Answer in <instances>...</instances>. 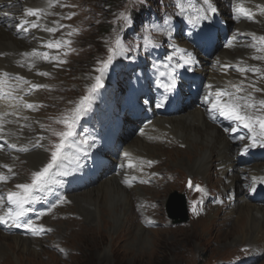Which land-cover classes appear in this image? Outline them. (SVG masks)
I'll list each match as a JSON object with an SVG mask.
<instances>
[{"label":"rangeland","instance_id":"374dc122","mask_svg":"<svg viewBox=\"0 0 264 264\" xmlns=\"http://www.w3.org/2000/svg\"><path fill=\"white\" fill-rule=\"evenodd\" d=\"M74 2L75 0L54 2L57 7L54 17L63 27L53 34V40H65L71 43L59 51L61 55L59 59L53 55L54 62L50 70L45 71L49 75L42 76L45 80L42 85L45 87L39 88L37 92L39 95L37 103L41 105L34 111L40 116L38 129L43 133L38 132L37 129L33 133L39 136L45 135L43 140L46 142L40 141V143L44 142L42 168L50 161L52 139L59 141L54 133L66 130L64 124L57 121L75 115L74 110L80 106L86 96L90 95L89 89L95 83V78L101 75L97 69L102 68V62L107 61L110 55L109 48H116L117 39L120 40L121 49L124 46L121 30L134 29L129 19L141 23L145 32L147 25L143 18L146 13L142 15L145 9L147 13L150 8L158 11L159 13L153 12L154 20L156 18L161 22L160 12H171L173 9L167 4L169 2L170 5L171 0H76L78 5ZM70 14H74L71 19L62 18ZM137 30H140L139 26ZM69 32L72 35L69 36ZM120 54L121 51L113 60L120 61ZM60 60L66 62L59 63ZM263 62L264 60L256 61L261 73H252L250 82L252 84L254 81L255 88L262 90H264V77L261 75L264 74ZM104 79L108 82L103 74L102 80ZM260 92L251 91L257 100L264 99V91ZM137 138L138 135L132 136L126 144L135 145ZM39 139L41 140L40 137ZM144 141L148 142L147 139ZM179 152L172 151L175 161L169 160L168 166L162 164L155 172H144L145 175L148 174V179L140 186L139 191L147 198V202L142 205L137 204V211L134 209L129 213L126 211L117 226L115 225L117 221L113 220L110 212L108 214L100 212L95 219L90 215L96 212L95 206L87 202L71 200V205L67 209L62 208L55 213V216L46 220L55 230L52 238L31 239L32 245L30 250L26 249L27 251H24V247H15L10 249L12 253L5 245L0 252V264H238L249 259H253L250 264H264V230L258 233V241L252 244L248 240L237 241L240 237L236 233L237 229L234 228L236 218L241 214L238 210L241 206L264 207L247 200L245 189L242 190L240 187V180L237 181V187L233 192L226 189L234 196L231 201L224 192L227 182L220 175L218 167L214 172L210 171L209 177L204 174L179 173V170L176 171L174 168L181 166L185 168L183 170H187L190 165L187 162L193 157L191 154H183L184 158H188L186 160L178 155ZM189 152L192 153L191 149ZM179 158L182 159L180 162L177 160ZM176 161L180 165H173ZM16 163H20L21 166V169H17L19 182H29L36 169L31 167L24 157L21 159L17 157ZM255 166L258 167L257 165L253 167ZM167 167L177 172L178 176L175 178L176 186H169L170 188L164 192L163 203L161 198H153V193L157 191L155 187L157 179L164 178L163 174ZM224 177H228V170ZM235 178L240 176L230 177L228 183L230 184ZM189 181L193 185L191 188ZM99 184L101 183L98 182L92 187H97V190ZM197 185L203 189L202 192L196 191ZM92 187L87 188L86 191ZM136 188L138 189L137 186ZM182 193L187 198L189 219L183 223H176V219L170 217L168 211L174 210L182 214V207H179L181 197L176 196ZM237 194L239 195L235 196ZM205 208L210 209V216L203 221L192 223L193 216L201 214ZM135 211L136 213H133ZM115 212H118V209ZM148 218L158 221L156 228L146 224ZM2 234L5 236L4 233ZM9 237L15 238L11 235ZM8 243L13 248V242L8 240L6 244ZM53 246L59 247L64 253L53 251ZM6 256L10 257L7 263L6 260L3 262Z\"/></svg>","mask_w":264,"mask_h":264},{"label":"bare ground","instance_id":"6f19581e","mask_svg":"<svg viewBox=\"0 0 264 264\" xmlns=\"http://www.w3.org/2000/svg\"><path fill=\"white\" fill-rule=\"evenodd\" d=\"M10 1H19L18 5L13 6V8H11V14L15 19L18 20L17 23L22 19H28L31 21L38 22L40 27L31 30L32 33L31 35H29V37L19 39L17 38L18 33H16V31H14V29L10 27L12 24L7 22V20L11 18H8L4 23H0V72H8L12 76H22L28 81H30L32 84L42 85L44 84L45 80L42 76L38 75V73L49 71L51 66L50 62L45 61L42 58H36L35 61H33L32 58H25L22 57L20 54L24 52H31L32 50L43 52L42 49H44V47L42 44H44L52 36L51 33H48L43 29L46 27H55V24L53 23L54 21H56L54 15L57 11V7L56 5H54L55 0H53L52 6H49L48 0ZM249 1L264 4V0ZM0 2H5V0H1ZM74 4H77L76 0ZM27 8H41L44 11L41 14L39 20L37 21L36 17L23 16V13ZM260 25L261 26H257V29L256 26L253 27L250 24L247 25V27L253 29L256 34H263L262 31H264V21L261 22ZM247 27L244 28L248 29ZM236 29H239V27L237 26ZM220 53L223 57L226 58H231L233 55V52L227 50L221 51ZM18 61H23L25 66L20 67L17 63ZM33 63L35 64V67H33L30 71L28 65ZM238 77L239 76L235 77L233 73H228L227 75L224 74L223 76L218 77V80H222V84L225 86L227 84L224 83V78H226L231 85L239 84L241 83V81L244 82L241 77ZM247 82L249 83L250 80L248 79ZM12 83H15V81H12ZM243 84L246 91L245 93H247L248 91H253L252 88L247 87V85L249 84ZM22 87L25 89V91H27L29 85H23ZM38 96L39 95L37 91H31L30 94L24 96V99L26 102L31 103L35 106V103L39 101ZM4 111H13L12 108L8 107V102L6 100L0 101V112ZM23 117H27V119L25 120L23 119ZM39 117L40 116L36 114L35 111H29L26 108H21L18 111L17 116L10 115L5 118L6 121L14 122L4 124V136L10 139L12 142L19 143L25 147L33 146L37 142L40 143L41 140L39 139L38 135H35L33 133L35 129H37L38 132H41L38 129ZM146 130V133L152 138L145 137L146 135L138 136L139 139H136L135 145H127L125 147L131 154H134L139 159V161L142 159L143 161L148 160L153 162L151 169L148 168L147 170V167H143L140 169V171L152 173L153 171H157V169H159L160 165L162 164L168 166L169 160L175 161V159H173L174 155H172V151H180L178 155L182 156V158L185 157L183 156V154L193 155V157L187 162L188 164L190 163L189 168L187 170H183L185 168H182L181 166L177 165H180V163L178 162L182 160L181 158L177 159L178 162H173V165H177L178 167H180H175L174 169L176 171L179 170L178 172L183 175L204 174L205 176H208L210 171L214 172V170H216V167H218V169L220 170V175L224 176L228 168L232 167L235 169V167L237 166L233 160L235 145L231 144L229 139L216 126L212 125L207 121L205 114L200 108H191L185 111L183 114L174 117L157 118L147 127ZM33 136L37 138L33 139ZM144 139H147L148 142H145ZM33 141L34 143L30 145L29 143ZM43 147L44 142L41 143L40 148H37L34 151L21 156H23L24 159L27 160V163L31 167L37 169L39 168V166H42L41 156L43 153ZM189 149H191L192 153L189 152ZM184 159L188 160V158ZM3 162L10 165L11 167L13 165H16V163L12 164V161H10V156L6 155L5 153L0 154V165ZM172 168L170 169V167H167L163 174L164 178H161L159 180L157 179V183L155 186L157 187V191H154L155 193H153V198L157 199L159 197L161 198L160 200L163 201V203L165 201L163 199L165 198L164 192L168 188H170L169 186H176L175 178L178 176V173L174 172ZM256 168L260 169V167L255 166L252 168V170L246 171L244 173H251ZM0 172L6 173V170L0 168ZM257 178H264V171L259 172ZM101 180L98 181L101 184H99L100 187H98L99 189L97 190V187H92L91 189H89L90 191H86V188L85 190L80 191V194H78L79 192H75L69 195V199L71 200H79L80 203L87 202L95 206L96 212L90 214L93 215L95 219L100 212L104 214H108L110 212L112 217L114 218L113 220L117 221V223L115 224L117 226L118 222L122 219L123 216H125L126 211L129 213L131 209L136 210V208L138 207L137 204L142 205L147 202V198L143 197L144 195H142V193L139 191L140 187H138V189L136 187H133L132 189L124 187L122 185L123 179L121 178V176L118 177L115 174H110L106 176L105 179H103L102 181ZM238 180H241V177L237 179L235 178V180L232 181L230 184H225L226 189H228L230 192H233L237 187L236 183ZM17 183H19L18 180L12 179V181L8 185L9 190L16 191L17 189L15 188V185ZM143 188L144 187H141V189ZM83 191L86 192L83 193ZM117 209L118 212H115V210ZM238 210L239 212H241V214L237 216L236 222L234 223V228L237 229L236 233H238L240 237V239L238 238L239 240L237 241L244 242L248 240L250 243L255 244V242L258 241V233L262 229L264 230V208L257 206L250 207L246 205L241 206ZM136 211L133 213H136ZM209 213L210 209L205 208L201 214L193 216L192 223L207 219V217L211 214ZM107 224L109 223L107 222ZM134 224L135 223H133V225ZM2 233L3 232L0 233V252H2V249H4L5 245L9 247V250L14 249L15 247H24V251L26 249L30 250V247L32 245L31 239L27 240L19 236L11 238L9 237L10 235L4 233V236ZM8 240H11L13 242V248H11L9 243L6 244ZM11 252L13 253V251ZM7 257L8 256L5 257L3 262H5V260L6 263L9 262L10 257Z\"/></svg>","mask_w":264,"mask_h":264},{"label":"snow or ice","instance_id":"6c2138e0","mask_svg":"<svg viewBox=\"0 0 264 264\" xmlns=\"http://www.w3.org/2000/svg\"><path fill=\"white\" fill-rule=\"evenodd\" d=\"M49 6H52L53 0H48ZM203 3L207 5L205 9L206 12L210 11L215 13L216 8L213 7L210 0H203ZM176 7L179 9L180 14L183 15L185 12V8L183 4L177 0ZM43 9L41 8H27L23 16L24 17H36L37 21L39 20L41 14L43 13ZM235 12L243 14L244 17L247 19H251L254 15L250 10L243 7V5H239L234 9ZM261 13L264 14V7L260 9ZM72 15L70 14L67 18L71 19ZM0 16H8V13H0ZM239 19V17H237ZM55 27H46L43 30L54 34L57 32L62 25L59 24L58 21L53 22ZM189 23H192V20H189ZM26 25H30L31 29L39 28L40 25L36 21H31L28 19H22V22L17 25L19 30H23L24 32L30 31L29 27ZM68 35H72L71 32ZM236 39V37H233ZM252 43L251 47L255 49L258 53H264V36L256 37L255 34L252 35ZM71 41H48L44 47L48 49H59L64 45L70 44ZM226 47H232V41H229L226 44ZM110 55L108 56L107 61L102 62V68L97 69L98 72L101 73L100 76L95 78V83L89 89V96H86L84 100L81 101L80 106H78L74 111L75 115L70 117H65L63 120L57 121V123H63L65 127V131L60 133H54L59 138V143H55L51 150V158L50 161L40 170L34 171L31 176L30 183H17L15 185L16 191H8L6 195L7 207L6 211H3L0 214V224L6 225L10 228L16 229H25L30 232L33 236H38L46 231H50V229H45L42 226L37 227L31 220H26L25 217L27 216V208L26 205L32 204L38 199L35 196V193L41 192L44 190L50 183H52V176L57 173H54V169H59L62 166L63 161L66 159V152L65 150L72 147V144L69 141L75 136V126L78 120L80 119L81 115L84 111H86L84 104L85 102H90V96L98 91L99 88L103 87L102 77L104 71L112 64L114 56L118 54V52L122 51L120 47V40L117 39L116 41V48H109ZM67 54V53H65ZM22 57L25 58H32L35 61L36 58H42L45 61L51 62L48 52H38L36 50H32L31 52H24L20 54ZM255 60H264V56L257 55L252 57ZM66 61L60 60L59 63H65ZM20 67H24L25 64L23 61L17 62ZM29 70L35 67V64L28 65ZM237 71L241 72L242 74L247 72H252L254 74H260L261 69L259 68H248V67H240ZM38 75L40 76H47L49 73L47 72H39ZM264 77V74H261ZM15 81V83H12ZM23 85H29L27 91L22 87ZM41 87H45L44 85L39 84H32L30 81L25 79L22 76H12L8 72H0V101H7L8 107L12 108L13 111L8 112H0V139L3 138V128L5 123H13L14 121H6L7 116H17L18 111L21 108L26 109H34V105L25 101L24 96L30 94L33 89H39ZM209 89H212L213 86L210 84ZM232 91L228 89H216L215 92H209V96H214V99L209 100L205 99V103L209 104L210 107L207 109L210 113H219L220 116L224 117L226 120L234 123L237 127L233 128H226L225 131L236 132L238 131L239 127H243L247 129V132L250 134L248 136H240L239 139L249 140L251 141L252 147H260L264 148V99L257 100L251 92L245 93V88L243 81L239 84H233ZM248 88H252L255 92L264 91L259 88H255L253 84L247 85ZM23 93V94H21ZM244 93V94H241ZM23 119H27V117H23ZM215 119V116H213ZM24 127V126H21ZM4 144H7L8 148L15 149L17 152H24L27 153L29 151L28 147L25 146H18L16 143H8L6 140ZM39 143L37 142L34 147H39ZM4 145L0 144V151L3 150ZM248 150L245 147L244 151ZM130 154L125 153V156L128 157ZM149 166L152 165V161L147 162ZM129 168H133L134 165L130 162L128 164ZM0 168H6L7 172L11 174L13 169L11 166L7 164L0 165ZM9 176L0 172V183H7ZM142 183L146 181H141ZM264 183V178H254L253 183ZM127 183V181H125ZM130 186V185H129ZM189 187H193L191 181H189ZM197 192H202L198 185L195 186ZM255 191V188L252 189ZM61 202L63 199L61 198ZM5 208V197L0 195V209ZM195 211V207H194Z\"/></svg>","mask_w":264,"mask_h":264},{"label":"water","instance_id":"95a60500","mask_svg":"<svg viewBox=\"0 0 264 264\" xmlns=\"http://www.w3.org/2000/svg\"><path fill=\"white\" fill-rule=\"evenodd\" d=\"M179 207H182V214H178L176 213V211L174 212V210H170V214L171 216L176 219V222H183V221H187L188 217H187V211H186V203L185 201H181V206Z\"/></svg>","mask_w":264,"mask_h":264}]
</instances>
